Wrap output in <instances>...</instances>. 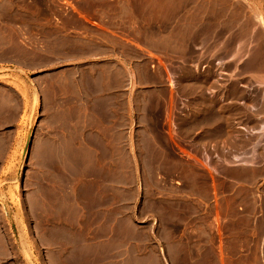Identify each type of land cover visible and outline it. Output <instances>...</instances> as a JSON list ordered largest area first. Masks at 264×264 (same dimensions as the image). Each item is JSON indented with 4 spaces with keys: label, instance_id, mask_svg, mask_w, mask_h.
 <instances>
[{
    "label": "rangeland",
    "instance_id": "rangeland-1",
    "mask_svg": "<svg viewBox=\"0 0 264 264\" xmlns=\"http://www.w3.org/2000/svg\"><path fill=\"white\" fill-rule=\"evenodd\" d=\"M126 40L142 44L178 88L179 116H195L179 130L170 123L159 140L189 162L168 155L167 168L135 171L149 197L178 195V225L157 234L165 263L264 264V0H0V264H61L47 187L62 180L38 149L47 132V84L75 67L85 84L112 81L105 73ZM151 88L131 92L138 113L143 99L161 112L155 104L165 96ZM255 143L254 164L234 161ZM143 148L136 140L145 159ZM161 217L171 221V210Z\"/></svg>",
    "mask_w": 264,
    "mask_h": 264
},
{
    "label": "crops",
    "instance_id": "crops-1",
    "mask_svg": "<svg viewBox=\"0 0 264 264\" xmlns=\"http://www.w3.org/2000/svg\"><path fill=\"white\" fill-rule=\"evenodd\" d=\"M126 41L115 47L113 71L105 73L112 81L85 84L83 70L75 67L61 74L60 82L47 84V132L38 149L47 154V171L62 180L47 187L49 227L62 236L61 264H167L157 234L159 228L178 225V195L173 193L171 201L159 193L149 197L147 182L135 171L167 168L168 155L189 162L180 148L163 149L159 140L169 134L170 123L179 130L195 116H179L178 88L149 60L142 44ZM151 87L165 96L156 100L161 112L154 114L152 101L143 99L138 113L131 92ZM136 140L144 141L145 159L144 153L137 155ZM171 169L177 174L178 164ZM164 209L171 210V221L161 217ZM64 236L70 247H64ZM64 252H72L70 258L64 259Z\"/></svg>",
    "mask_w": 264,
    "mask_h": 264
},
{
    "label": "bare ground",
    "instance_id": "bare-ground-1",
    "mask_svg": "<svg viewBox=\"0 0 264 264\" xmlns=\"http://www.w3.org/2000/svg\"><path fill=\"white\" fill-rule=\"evenodd\" d=\"M262 22H263V21H262ZM242 44H243V43H242ZM242 44H241V45H242ZM253 44H254V43H253ZM237 47H238V50H237V48H236V50H237L236 52L239 53V52L241 51V48H242V47L239 46V45H238ZM259 81H260V80H259ZM258 94H259V93H258ZM259 96H260V95H259ZM263 99H264V96H262V100H263ZM254 100H255V99H254ZM262 102H263V101H262ZM259 109H260V108H259ZM260 110H261V109H260ZM256 114H257V113H256ZM255 119H256V118H255ZM202 120H203V119H202ZM263 123H264V122H263ZM263 125H264V124H263ZM263 125H262V126H263ZM262 126H261V128H262L261 131L264 130V129H263L264 126H263V127H262ZM245 128H246V127H245ZM259 134H260V133H259ZM263 134H264V133H263ZM262 137H263V136H262ZM255 145H256V146H253V150H252V152H250V155H249L248 157H242V156H241V157H238V156H235V157H234V161H235V162H239L240 164H243V165H245V164H251V163L254 164L253 162L255 161L254 159H255V155H256L257 148H258V145H259V144H258V143H257V144L255 143ZM203 147H204V146H203ZM262 148H263V147H262ZM203 149H204V148H203ZM261 152H262V151H261ZM257 158H258V157H257Z\"/></svg>",
    "mask_w": 264,
    "mask_h": 264
}]
</instances>
